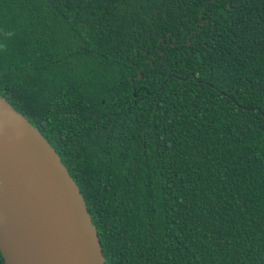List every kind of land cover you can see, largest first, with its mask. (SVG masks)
<instances>
[{"label": "trees", "instance_id": "obj_1", "mask_svg": "<svg viewBox=\"0 0 264 264\" xmlns=\"http://www.w3.org/2000/svg\"><path fill=\"white\" fill-rule=\"evenodd\" d=\"M0 96L107 264H264V0H0Z\"/></svg>", "mask_w": 264, "mask_h": 264}, {"label": "water", "instance_id": "obj_2", "mask_svg": "<svg viewBox=\"0 0 264 264\" xmlns=\"http://www.w3.org/2000/svg\"><path fill=\"white\" fill-rule=\"evenodd\" d=\"M6 264H107L81 190L46 137L0 96Z\"/></svg>", "mask_w": 264, "mask_h": 264}, {"label": "bare ground", "instance_id": "obj_3", "mask_svg": "<svg viewBox=\"0 0 264 264\" xmlns=\"http://www.w3.org/2000/svg\"><path fill=\"white\" fill-rule=\"evenodd\" d=\"M7 234L5 232L4 226L2 225V220H0V240L3 245L7 243Z\"/></svg>", "mask_w": 264, "mask_h": 264}]
</instances>
